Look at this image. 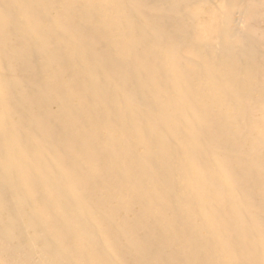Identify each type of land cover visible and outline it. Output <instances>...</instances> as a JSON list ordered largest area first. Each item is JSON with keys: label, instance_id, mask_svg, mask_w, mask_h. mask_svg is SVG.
Segmentation results:
<instances>
[{"label": "bare ground", "instance_id": "1", "mask_svg": "<svg viewBox=\"0 0 264 264\" xmlns=\"http://www.w3.org/2000/svg\"><path fill=\"white\" fill-rule=\"evenodd\" d=\"M27 1L19 0L17 2L18 6H25ZM38 2L44 3L53 16H56L55 24L59 21L60 25H62L69 20V18L64 17L62 12L56 14L59 6L55 4V0H38ZM124 4H128L130 9H127V5ZM103 5H109L103 12L108 16V22L115 28L120 27V25L129 27L130 17L140 15L149 28L144 26L143 29L140 24L137 29V39L151 37L152 40L157 41L159 40L158 38H161L162 35L158 36L155 33L154 24L148 23L147 20L148 16L145 12L152 10L179 19L183 12L182 9L187 6L191 8L192 17L197 23L199 31L198 29L195 30L189 37H185V34L175 33V31L166 34L169 38L166 57L162 56L160 62L156 63L168 73L166 80L164 79L161 81L162 83L158 84L160 87L154 86L151 91L145 90L147 76L142 73L144 67L142 65L131 66V70L123 71L116 64L112 66L110 63L101 62L94 69L88 62L90 61L88 58L82 64L84 73L87 75V81L84 89L80 92L77 89L76 92L75 88L79 86H77V83L70 82L72 76L68 74L71 65L69 64L70 58L67 61V55L68 57L72 56L70 47L66 49V56L64 55L63 58L65 62L60 61L55 56L57 48H55L54 42L45 46L37 38L32 40L25 37V35H28L27 32L32 34V24L36 23H30V25L25 27V30H21V28L6 30V28H3V22L0 21V57L1 60L6 61V67L9 65L11 68L5 74L0 73V104H6L11 112L7 116L6 113L3 114L0 110V210H4L11 217L6 236H10L14 230H11L13 227V222L11 221L13 214L10 212L11 202L15 201L16 198L18 199V196L20 200L29 198L37 209L33 213L37 220L29 219L30 216L26 211L21 214L24 218H28L27 224L34 234L42 232L46 235L50 248L54 249V252L56 251L53 257V264H111L106 260L105 253L98 249V241L105 240L112 244L114 240L109 241L112 233L106 232L96 236V233L92 231L94 225L89 221L84 222L82 226V236H77L72 242H68V240L65 242L66 236L72 232L75 233L74 224L83 219V214L77 205L79 198L88 193L90 186L99 180L98 176L102 175L107 180L108 185H110L111 181L115 184L117 200H119L122 210L124 209L127 213L132 214L131 223L134 222L119 234L120 240L115 239L118 245L120 242L121 244L123 243L122 247L117 248L118 245H111L115 249L116 262L119 261L120 263L128 255H133L135 261L132 264H178L179 257H181L180 254L186 253V257L189 260L187 261L186 259L185 261H190V264H193V261L196 264H212L210 261L205 262L199 259V255L207 250L205 249V244L213 243L217 246V250L211 254L214 259L220 255L229 264H253V259L257 260L256 264H264V255L258 257V252L256 251L259 248L264 253V211L258 210V215L250 212L249 205H247L251 197L247 183L250 175L246 174V177H244V172L242 173L238 169L236 157L224 158L221 161L225 166L223 174L231 176L228 179L229 190L234 188L239 190L236 198H238L239 208L243 213L236 211V203L232 205L234 198L231 191L225 189L224 197H220L222 194L214 190L215 185H212L203 175V173L205 174L204 170L206 171L207 169L205 162L210 157L207 155L209 151L213 161L216 160L213 158L215 151L213 146L210 148H207V146L202 147L206 153L203 157H200L197 149H190L186 146L187 149L183 148L186 153L184 152V155L179 159L180 164L178 162L173 168L176 171L175 185H171V180H167L168 171L164 170L162 172L160 169L164 161L163 156L167 150L157 148L142 151L140 149L141 144L144 148L150 144L148 137L151 130L156 127L155 124L166 126V130L170 134L172 133L175 137L181 139L187 134V130L185 132L182 130L183 125L181 120L175 115L176 113H165L166 101L163 100V96H166V89L164 90L163 88L169 84H172V88H174L173 91H171L170 87L169 91L167 88L168 93L172 94L170 106L174 105V101L183 102L192 109L193 114L197 117L196 124L198 126L193 133L197 141L207 137V139L210 138L214 145L213 140L217 138V130L222 133L220 129H224L227 134L236 132L237 127L233 123L235 119L237 120L236 114L231 117L232 120L228 126L221 125V121L214 122L199 97L195 96L193 91L188 90L189 87L182 86L185 73H180L177 76V68L175 66L178 64L174 59L177 53L181 54L183 52L189 54L191 58L196 57L198 55L197 51L191 52L189 49L193 42L201 38L208 43L210 54L213 49L211 47L212 43L218 40L220 50L217 54L213 53L211 58L217 56L220 57V60L225 58L227 60L251 58L255 55L252 50L256 46L264 45L263 22H255L253 19L257 16V8L252 5L251 8L246 9L248 20L245 24V33L241 37L242 39L237 42H230L219 34L215 21L217 9L223 7L231 9V2L228 3L226 0H219L216 9L213 7L208 8L209 5H207L209 11H206L207 8L204 6L200 10L201 6L197 3V0H148L146 2L144 0H126L124 3H116L111 0ZM100 6H102V3ZM200 11L207 14L205 16L198 14ZM130 14L132 15L129 16ZM178 29L176 27V30ZM142 31L144 32L143 34ZM62 32L64 31L58 30L55 35L58 33L62 34ZM35 41L39 42V44H36ZM122 45L123 50L128 51L133 46H136V43L128 41ZM145 51L147 50L143 48L142 54ZM12 53L17 56L16 59L11 57ZM38 53L42 54L43 59L49 62L48 65L36 68L34 55ZM142 54H140V58L145 61V55ZM16 60L20 61L23 66L14 70L10 63ZM55 64L59 67L58 75H55L56 79L52 73ZM77 68L80 69L79 67ZM167 69H173V71L168 72ZM63 72L64 74H62ZM56 81L58 88L55 86ZM175 81L178 82L177 85ZM113 86L118 87L117 91L121 93V98H116V91L113 90ZM99 92H104L102 97L98 96ZM259 96L253 89L236 91L234 104L236 107L250 105V107L242 109L240 113L247 115L246 119L254 123L256 127L255 134L262 139L264 138V100L259 101ZM194 97L196 98L195 100H193ZM249 97H253V102L252 100L249 101ZM68 100H76L78 102L79 109L82 111L81 116L88 121L85 126L77 129L73 126L70 119L74 117L73 113L75 112L72 108H69L71 106H68ZM198 101L200 106L197 103ZM250 102L252 103L250 104ZM15 103H20V107L17 110L14 107ZM123 104H126L129 109L134 106L140 108L137 113L124 109L129 112L125 121L128 124L127 127L131 123H138L139 126L135 132L137 133L141 130L142 133L144 129L143 131L148 135L140 134L144 135L145 139L138 146L136 144H134L136 146H119L113 152L103 149L97 150L94 147L96 140L109 141L106 136H104L106 139L92 136L95 132H98V135L101 132L105 134V131L109 129L108 125L102 126L98 122L101 118V115L97 114L98 109L103 108L106 111V116L115 118L122 111L119 106H123ZM12 120H16L18 127L12 128L10 126L12 125ZM112 138L116 145H118L117 141L121 143L120 139ZM246 139L247 137H245ZM254 141L256 143L250 145V142L248 144L247 150L237 146L236 152H249L252 155V146L260 144L259 140ZM57 143H60L59 147L55 146ZM115 158L126 160L129 171L130 169L137 170L136 177L139 183H143L153 176L160 178L155 188L154 200H144L146 205H151L157 199H164V196L167 197L177 191L176 185L180 181L187 184L189 192H193L194 181H188L184 178L186 168L189 169L193 166L196 170L194 171L195 175L200 178L204 176V183L213 189L208 200L202 199V197L199 198L197 194L200 195L201 193L194 192V197L198 198L194 206L200 208V213H212H210L209 222L207 220L205 224V222L202 223L197 220V217L194 218L195 216L191 214L194 212L192 209L188 213L187 211L193 201H185L184 198L179 200L173 208L167 207L166 204L161 207L164 208L159 211L162 220L167 214L168 208L174 209L173 211L175 212V215L172 216L174 221L170 219L166 226L160 225V222L152 218L153 216L147 215L152 218L148 220L147 216L138 217L133 215L134 212L129 208V199L132 195H135L138 188H135L136 184L131 183V179H133L131 175H127L123 181L119 182L111 178L120 172L122 173V169L128 171L122 164H111V161ZM255 162V166L259 169L257 179L264 184V155L255 156ZM54 164L58 165V167L55 168ZM98 167L99 170H97ZM201 181L203 183V180ZM142 191H137L138 196H140ZM104 204L105 202L100 200L97 203V207L102 209L105 206ZM214 204L218 205V209L211 207ZM221 204H226L229 208L223 212ZM180 206H186L188 209L181 211L179 209ZM102 214L104 215L101 217ZM101 215H99L100 219L95 222L97 225L107 220V215L104 211L101 212ZM180 218H187L192 221L194 225L193 231L194 227L196 230L194 231V237L190 240L189 245L185 242L183 249L178 252H170L171 254L169 253L168 257H164L165 261L160 262L157 260V256L161 252L162 244L158 230L161 227L171 230V226ZM245 221L252 226L247 235L240 232L244 226L242 223ZM201 228L209 234L204 241L199 236ZM259 229H262V232ZM254 234L256 239L258 236L257 246L252 242ZM247 255H252V260L246 259ZM89 259L90 261H88Z\"/></svg>", "mask_w": 264, "mask_h": 264}, {"label": "rangeland", "instance_id": "2", "mask_svg": "<svg viewBox=\"0 0 264 264\" xmlns=\"http://www.w3.org/2000/svg\"><path fill=\"white\" fill-rule=\"evenodd\" d=\"M18 1L19 0H0V21L3 22V28H6V30L19 28H21V30H25V27L30 25V23H36L32 24V34L27 32L28 35H25V37L32 40L37 38L45 46L54 42L56 45L55 48H57L55 56L63 62H65L63 58L66 49L70 47L72 56L68 57L67 55V61L70 58L69 64L71 65L68 74L72 76V78H70V82L77 83V86H79L75 88L76 92L77 89H79V92L84 89L87 81V75L84 73L82 64L86 61V59L88 60V58L90 60L88 62H90V65H92L94 69L101 62L110 63L112 66L113 64H116V66H119L123 71L131 70V66L134 67L135 65H142V67L144 66L142 73H145L143 75L147 76L145 90L151 91L154 86L160 87L158 84L162 83V80H166L168 73L164 70V68L159 67L156 63L160 62L162 56L167 54L166 52L168 48L167 45L169 44V38L166 34L175 31V33L185 34V37H189L195 30L198 29L197 23L192 17L191 8L187 6L182 9L183 12L181 13L179 19L163 15L162 13L153 10L145 12L148 16V23L154 24L153 29L155 28V33L158 34V36L162 35L161 38H158L159 40L154 41L151 37H142L141 39H137V29L140 24L143 29L144 26L149 28L146 21L142 19L140 15L130 17L129 21L131 22L129 27L120 25V27L115 28L112 24H110L108 22V16L103 12V10L107 9L109 5L105 6L103 4L111 0H55V4L59 6L56 14L62 12L64 17L69 18V20L62 25H60L59 21L57 24L54 23L56 16H53L52 12L45 6L44 3L38 2V0H28L25 6L20 7L18 6ZM112 1L116 3H124L126 0ZM146 1L148 0H144V2ZM218 1L219 0H197V3L201 6L199 8L200 10H202L201 8L203 6L207 8V5H209L208 8L213 7L216 9ZM226 2H231V9L223 7L221 9H217L215 14L218 32L224 36L225 39L230 42H237L239 39H242L241 37L245 33V24L248 20L246 9L251 8L252 5H255L257 8V16L253 18L254 21L263 22L264 28V0H226ZM101 3L102 6H100ZM124 5H127V9H130L128 4ZM208 8L206 11H209ZM198 14L205 16L207 13L200 11ZM131 15L132 14L129 16ZM176 27L179 29L176 30ZM58 30H63L64 32H62V34L58 33L55 35ZM143 33L144 32L142 31V34ZM128 41L135 42L136 46H133L131 50L124 51L122 44ZM35 42L36 44H39V42ZM192 44L193 45L189 51H197L198 55L196 57L191 58L189 54H185L184 52L181 54L177 53V56H175L174 61L178 64L175 66L177 68V76L180 75V73H185L182 86L189 87L188 90L193 91L195 96L197 95L199 97L201 103L208 109L207 113L208 115H211L214 122L221 121V125L228 126L232 120L231 117L236 114L237 120L235 119L233 121L234 125L237 127L236 132L233 134H227L224 132V129H220L222 133H219L217 130V138L213 140L214 145L210 138L207 139V137L198 139L199 141H197V138L193 135L198 126L196 124L197 117L193 114L192 109H190V107L185 105L183 102L174 101V105L170 106V97H172V94L168 93V91L170 88L171 91H173L174 88H172V84H169L167 87L165 86L163 88L164 90L166 89V96H163V100L166 101L165 113H176L175 115L181 120L183 125L182 130L184 132L187 130V134L181 139L175 137L172 133L170 134L166 130V126H158L159 124H155L156 127L151 130L148 137L150 144L145 148L141 144L140 149L142 151L154 150L157 148H164L167 150L163 156L164 161L160 169L162 172L164 170L168 171L166 176L167 180H171V185H175L176 171L173 170V168L176 164H178L179 159L184 155V152L186 153V150L184 151V149H187L186 147L195 150L197 149L200 157H203L206 153L203 151L202 147L207 146V148H210L213 146L215 149L213 158L217 161H213L209 151L207 155L210 157H208V160L205 162V167L208 169H206V171H208V173L204 170L205 174L203 173V175L212 185H215V188L213 189L218 191L219 194H222L220 197H224L225 189L229 190L228 186L230 185L228 183V179L231 178L230 175L227 176L223 174L225 166L221 160L224 158L236 157L237 165L239 167L238 169H240L242 173L244 172V177H246V174L250 175L249 182L247 183L249 185L251 197L247 205H249L250 212L258 215V210L261 209L264 211V184L260 183L257 179L259 169L255 166V156L264 155V138L261 139L257 137L255 134L256 127L254 123L246 119V117H248L247 115L240 113L242 109L250 107V105H241L240 107H236L234 101L236 98V91H243L246 89H253V91L257 92V95H260L259 101L264 100V45L256 46L252 50L255 55L249 59L241 58L238 60H227L225 58L224 60H220L219 56L211 58L213 57V53L217 54L220 50L218 40L212 43L211 47L213 49L211 54L208 51V43L202 38ZM143 48L148 52L145 51L144 54H142ZM138 53L145 55V61L143 58H140V54ZM11 57L16 59L17 56L12 53ZM34 57V64L36 68H40V66L44 67L49 64L48 61L43 59L42 54H35ZM141 61H143V63H141ZM5 62L6 61L1 60L0 57L1 74H5L11 70L9 65L6 67L7 64ZM10 64H12L14 70L23 66V64L18 60L11 62ZM54 67L53 71H51L55 76L58 75L59 67L56 66V64ZM150 70L151 72H149ZM167 70L168 72L173 71V69ZM62 74H64V72ZM80 80H82L81 83H79ZM175 84L177 85L178 82L175 81ZM55 86L58 88L57 81ZM117 88V86H113V90L116 91V98L119 99L121 98V93L117 91ZM180 91L182 92V90ZM99 93L98 96L100 97L104 94V92ZM249 98L250 101L253 97ZM195 99L196 98L194 97L193 100ZM68 102V106H71L69 108H72L75 112L73 113L74 117L70 119L72 120L73 126L76 129L85 126L88 121L81 116L82 111L79 109L80 107L78 106V102H76V100H68ZM252 102H250V104ZM197 103L199 104V101ZM19 104L20 103L14 104L15 110L20 107ZM119 107L122 111L115 118H109L106 116V111L103 108L98 109L97 114L99 113V115H101L98 122L102 126L108 125L109 129L105 131V134L104 132H101L98 135V132H95L92 136L94 138L101 139L106 136L109 141L96 140L94 147L97 150L103 149L113 152L114 149L119 146H138V144L145 139L144 135H148L143 131L144 129L142 130V133L141 130L140 132H135L136 128L139 126L138 123H131L128 127V124L125 123L129 112L124 109L137 113L140 111L139 107L134 106L129 109L126 104ZM0 110L3 114L6 113L7 116L11 114L6 104L1 103ZM11 124L12 125L10 126H12V128L18 127L16 120H12ZM112 137L120 139L121 143L117 141L118 145H116ZM245 137H247L246 140ZM104 139L106 138L104 137ZM254 140H259L260 144H254L252 146V155L249 152H236L237 146L247 150L250 142V145L252 143H256ZM55 146L59 147L60 143H57ZM111 164H122L128 170L125 171V169H122V173L120 172L114 177H111L114 181H123L127 175H131L133 178L131 179V183L137 185L135 188L138 189H136L135 195H132L129 199V208L132 212H134L133 215L138 217L150 215L153 216V219L155 218V220L160 222V225L166 226L167 222H170V219L174 221L172 216L175 215V212L173 211L174 209L171 208H173L179 200L184 198L185 201H193V204L189 209L186 206H180L179 209L181 211L188 209L187 212L190 213L189 210L192 209L194 212L191 214L195 216L194 218L197 217V220H200L202 223L205 222V224L207 220L209 222L211 212L200 213V208H196V206H194L196 199H198L194 197V192L201 193L200 195L197 194L199 198L202 197V199L208 200V197L211 195L213 189L209 188L208 185L204 183V176L200 178L195 175L194 171L196 170L193 166L189 169L186 168L184 171V178L188 181H194L193 192H189L187 184L180 181L176 185L177 191H174V193L168 195L167 197L164 196V199H157V201L151 205H146L144 200H154L153 196L155 188L158 185L160 178L153 176L152 178L145 180V182L139 183L138 178L136 177L137 170L130 169L129 171L126 160L115 158L111 161ZM54 166L55 168L58 167L56 164H54ZM227 167L231 169L230 166L227 165ZM97 170H99V167ZM98 177L99 180L90 186L88 193L79 198L77 205L83 214V219L74 224L75 233L72 232L66 236L65 242H67V240L68 242H72L77 236H82V226L84 222L89 221L94 225L92 231L96 233V236H100V234H105L106 232L112 233V237L109 240H114L112 244H109V242L105 240L98 241V249L105 253L106 260L111 264H132V262L135 261V257L133 255H128L127 258L120 263L119 261L116 262L115 249L111 246L113 244L118 245V242H116L115 239L120 240L119 234L122 233L127 226L134 223H131L132 214L127 213L124 209L122 210L119 200H117L115 184L110 180L111 183L108 185L107 180L104 179L102 175ZM201 180H203V183ZM138 190H143L140 196H138ZM229 191H231L234 198V203L232 205L236 203V211L243 213L239 208L240 204L238 203V198H236L239 190L234 188ZM19 200L18 196V199L16 198L15 201L11 202L10 212L13 214L11 221L13 222L14 227H12L11 230H14L10 236H6V233L8 232L10 226L11 217L9 214H6L4 210H0V264H53V257L56 254V251L54 252V249L50 248L46 235L42 232H39L40 234L37 233L38 235L34 234L30 226L27 224L28 218H24L21 214L26 211V213L30 216L29 219L37 220V217L33 214L37 210L36 207H34V203L29 198ZM100 200L105 202V206L102 209L97 207V203ZM164 204L171 208H168V212L162 220L159 211L164 209L161 208ZM211 207L218 209V205L216 206L215 204ZM221 207L223 212L229 208L226 204H221ZM102 211L106 213L107 220L97 225L95 222L100 219L99 215H101ZM103 215L104 214H102L101 217ZM152 218L147 216L148 220H151ZM242 225L244 226L240 232L247 235L252 226L251 224H248L247 221L243 222ZM193 226L194 225L190 219L180 218L171 226V230L164 229L162 227L159 228L158 235L161 239L160 242L163 247V249L162 247L161 249L163 251L160 249L161 252L157 256V260L164 262V257H168L171 254L170 252L180 251L183 249L185 242L189 245L191 242L190 240L194 237V231H196L195 227L193 231ZM259 231L262 232V229H259ZM207 235L209 234L201 228L199 231L200 238L204 241ZM257 239L254 234L252 242L255 246H257L258 243ZM122 245L123 243L121 244L120 242L117 248H121ZM205 245V249L207 250L203 251L201 255H199V259L205 262L210 261L212 264H229L227 260L220 255H218V258H216V256L215 259L213 255L211 256V254L217 250V246L215 244L208 243ZM256 251L258 252V257H262V255H264L261 249L257 248ZM180 256L178 264H190V261H185L186 259L187 261L189 260V258L186 257V253L180 254ZM245 258L252 260V255H247ZM88 261H90V259ZM256 262V259L252 260L253 264H256ZM193 264L196 263L193 261Z\"/></svg>", "mask_w": 264, "mask_h": 264}]
</instances>
